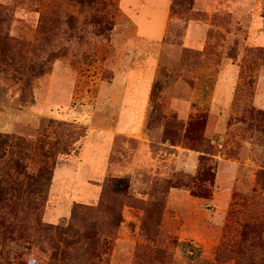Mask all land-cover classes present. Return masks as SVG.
Here are the masks:
<instances>
[{
	"label": "rangeland",
	"instance_id": "obj_1",
	"mask_svg": "<svg viewBox=\"0 0 264 264\" xmlns=\"http://www.w3.org/2000/svg\"><path fill=\"white\" fill-rule=\"evenodd\" d=\"M169 6L0 0L24 70L60 53L27 104L19 67L0 63V181L22 192L0 209V264L264 262V0H193L170 21ZM97 18L113 29L98 35ZM51 120L85 136L39 181L43 147L57 152ZM110 150L123 167L101 175ZM121 176L125 220L113 228L100 213L104 247L86 259L73 208L96 206L103 181Z\"/></svg>",
	"mask_w": 264,
	"mask_h": 264
},
{
	"label": "trees",
	"instance_id": "obj_2",
	"mask_svg": "<svg viewBox=\"0 0 264 264\" xmlns=\"http://www.w3.org/2000/svg\"><path fill=\"white\" fill-rule=\"evenodd\" d=\"M81 5L94 6L99 0H73ZM193 5V0H189L187 3L185 0H172L170 4L171 14L179 13L184 9L191 8ZM1 12V9H0ZM96 22L100 25L98 30V35H102L106 30L113 29V26L110 25V21L104 20L102 18H97ZM20 46L19 41L11 37L8 24L6 21L0 24V63L1 64H14L18 66L17 69L19 75L18 78L22 81V94L21 100L25 104L29 102L27 99V91L30 89L32 81L45 76L50 73L52 70V65L60 56L59 51H51L45 56L40 57V59L30 64L26 67L27 70H24L22 66L16 62V59L23 61L24 58L16 56L18 53V48ZM21 70V71H20ZM161 91V82L156 81L153 85L151 91V99L154 102V105L158 108L156 103V97ZM50 124L56 128L57 132V142L55 143L57 147L56 154H51L43 147L44 152V163L40 169V173L37 177V180L42 181L48 179L53 174V169L56 164V156L61 154H67L69 151V145L72 142L78 141L81 137L85 136V130L82 129L78 135L71 137V133L66 128L68 125L66 123L51 120ZM75 132V131H74ZM17 165L22 169V165L17 161ZM24 169V168H23ZM25 171V169H24ZM24 171H20L21 174ZM27 176V175H25ZM131 188V179L129 176L121 177H111V179L104 180L101 184V189L99 193L98 203L96 206H81L76 205L73 208L72 212V221L81 219L83 221V226L85 228V236L87 240L86 248L82 252V256L86 259H94L97 257L104 247V242L101 238V227L99 222V214L102 212L108 213L109 221L113 228H119L124 222V216L121 208L119 207L118 201L121 198L128 197ZM21 188L12 183L11 187L4 186L2 181H0V209L5 213H10V204L7 202V199L10 200H21L22 192ZM111 196V197H110ZM110 197V198H109ZM136 204V203H134ZM264 241L260 237L254 240V246H263ZM250 264H264V262H257L251 260Z\"/></svg>",
	"mask_w": 264,
	"mask_h": 264
},
{
	"label": "crops",
	"instance_id": "obj_3",
	"mask_svg": "<svg viewBox=\"0 0 264 264\" xmlns=\"http://www.w3.org/2000/svg\"><path fill=\"white\" fill-rule=\"evenodd\" d=\"M171 2H172V0H170V4H171ZM122 13L124 14L123 11H122ZM124 15L126 17H128L126 14H124ZM171 18H172V15H171L170 6H169V21ZM129 19L132 20V18H129ZM169 21H168V23H169ZM111 153L113 154L115 152L114 151L111 152V150H110L107 152V154H105L104 166L102 167L104 171H103V174H101V175H109L110 173L120 172L121 166L123 167V164H119L115 161L117 159V155H114L115 160H113ZM125 175H128V172H126Z\"/></svg>",
	"mask_w": 264,
	"mask_h": 264
}]
</instances>
